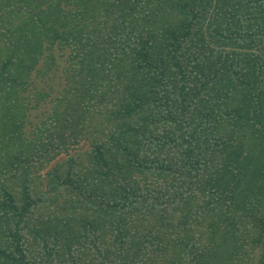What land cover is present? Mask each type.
<instances>
[{
	"label": "trees",
	"instance_id": "1",
	"mask_svg": "<svg viewBox=\"0 0 264 264\" xmlns=\"http://www.w3.org/2000/svg\"><path fill=\"white\" fill-rule=\"evenodd\" d=\"M0 264H264V0H0Z\"/></svg>",
	"mask_w": 264,
	"mask_h": 264
},
{
	"label": "rangeland",
	"instance_id": "2",
	"mask_svg": "<svg viewBox=\"0 0 264 264\" xmlns=\"http://www.w3.org/2000/svg\"><path fill=\"white\" fill-rule=\"evenodd\" d=\"M49 76L51 77V74H49ZM48 79L49 77L47 76V80ZM42 82L43 81L40 78H34L33 83L29 86L31 89L30 94H33L34 92L41 90V88L43 87ZM50 83H51L50 86H52L54 92L59 88V83L62 84V81L53 80Z\"/></svg>",
	"mask_w": 264,
	"mask_h": 264
}]
</instances>
